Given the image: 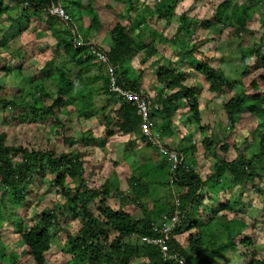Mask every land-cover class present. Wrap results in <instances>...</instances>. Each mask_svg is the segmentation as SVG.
<instances>
[{"label": "trees", "instance_id": "1", "mask_svg": "<svg viewBox=\"0 0 264 264\" xmlns=\"http://www.w3.org/2000/svg\"><path fill=\"white\" fill-rule=\"evenodd\" d=\"M114 1L128 2L129 6L121 11L118 18L110 21V46L105 49L102 46L90 44L79 34L75 25L76 21L88 17L89 31L101 29L104 23L95 7L96 0H7L6 2L0 0V59L11 61V64L3 67V70L7 74H15L18 77L23 74V58L30 48L27 46L13 48L14 40L21 37L23 39L26 33L30 32H51L56 39L54 57L56 59L66 58L75 64L78 70L75 77L82 88L89 87V81L84 79L83 71L96 64L103 66V73L91 80L95 82L102 79L104 81L103 88L110 95L115 96V100L120 103L116 117L106 109L101 112V120L106 123V140L115 135L132 137L137 134L140 135L139 139L144 147L157 150L160 155V150L141 133V119L137 115L136 105L117 97L110 90L111 76L108 67H114L118 84L122 87L134 91L144 88L143 74L130 75V70L125 64L132 61L141 50H148L150 54H155L157 49L143 41V31L139 33L140 40L136 41L135 26H141L146 22L148 16L146 17L145 13L148 11L153 15L156 14L157 19L164 18L165 22L170 24L176 13L179 0H158L159 3L155 2L156 5L153 7L146 0H143L141 4L138 3V0ZM240 4L237 7L238 2L234 3V0H221L212 17L199 20L200 22L195 18L188 19L186 12L180 15L176 34L169 39L179 44V50L173 52L175 60L169 59L173 67L169 63L168 65L162 62L160 64L158 59L152 62L157 66V79L164 86L166 93L162 97L161 92H157L155 100H153V96L147 91L150 102L155 106L152 114L156 122L155 130L159 131L161 135L170 133L171 117L183 105H188L192 119L200 128L199 130L207 129V127L200 126L202 122L198 96L201 91L200 87L185 84L187 71L195 70L203 75L210 84L209 88L213 91L221 92L224 89L233 91L238 87V85L236 86L238 82L231 81L221 66L211 65L209 56L200 58L201 62L196 64L199 44L191 46L192 43H189L191 38L189 37L190 39L185 41L182 34L187 33L192 36L196 24L210 28L217 24L223 15L228 18L229 25L232 24L231 19H233L242 28V31H248L249 12L262 10L261 14L263 15L264 0H244ZM59 6L66 11L68 18L51 11L54 7ZM230 12H232V16H230ZM125 17H127L128 23L124 21ZM153 32L151 31V33ZM263 42L261 39L258 44L241 48L244 74L248 73L246 68L254 65L257 70L264 69ZM93 49L104 52L108 61L100 63L93 53ZM251 58L252 60L255 58L252 64L249 62ZM12 62L15 63L12 65ZM185 63L189 65L187 71L182 69L186 66ZM56 72L55 79L61 75L67 81L66 85H59L55 97L47 93L43 86H40L50 77L49 72L46 73L43 70L36 78L31 77L27 80L34 89L32 93L27 91L29 94H33L31 102H28L24 96L25 83L22 87L19 86L17 93L12 98L2 94L7 87L0 83V116L5 118L8 125L13 122L16 124L33 123L49 119L54 124L61 126L68 140H71L70 137H75L65 133L69 127L72 128L71 130L75 128L74 120L68 118L67 115L74 114L71 107L77 103L76 98L63 95L64 88L67 86L72 88L74 82L66 78V72L61 66ZM259 83L264 84L263 71L255 73L250 84V87L256 90L255 93L249 94L244 90L245 87L241 89L238 87L241 91L234 94L225 103L224 106L233 127L236 125V119L243 113H250L256 120L264 122V90H260ZM78 93L81 94L82 90L79 89ZM92 94L93 91L88 94V98H91ZM43 97H51V103L48 105L39 104ZM80 99L84 100V96L81 95ZM160 101L164 103V109L161 108L162 112L161 109H158ZM74 109L82 115L93 111L94 105L89 104L87 108L80 107L78 109L76 107ZM159 112L164 118L161 124L156 118ZM258 131L252 130L251 139L245 140L246 143L248 142L246 152L235 143L233 144L237 146V153L236 157L230 161L224 157L229 151L228 142L214 143L210 138L205 139L203 143L209 150L214 151L220 161L215 163L213 172L204 178L201 171L191 163L189 152H192L193 148H184L183 146L175 147L180 157V163L175 172L171 171L169 161L163 157L162 162L159 160L150 162L146 165V169L143 170L140 167L134 177L128 178L130 186L138 197L143 196L140 192L143 177H151L155 183H158L163 177V173L169 174L166 186L174 184V187L180 191L181 210L184 218L168 238L170 251L177 253L178 258L168 259L158 246L141 242L140 236L153 235L154 227L163 221L164 216L172 214L174 202L168 201L166 205L159 208L156 215L161 218L159 223L156 218L149 216L147 208L142 204L138 205L142 208L143 215L140 218H135L128 210H125V206L131 202L126 200L120 190V181L115 176L107 178L99 187L90 184L91 182L85 177V162L81 151L76 149L67 153H59L55 149H35L31 144L29 146H9L6 144L7 132L1 128L0 238L1 242H7V245L15 252L1 254L0 264H4L6 259L10 264H25V260H29L26 261L30 262L29 264H48V253L53 246L54 238L60 231L64 232L68 239V245L64 251L72 254L75 260L80 259L81 264H135L133 259L139 255L142 256L139 264H214L215 260L221 261L223 258L226 260L224 264H231L234 263L232 261L234 258L231 259L228 256L229 253L233 252L234 254L239 249L242 250L238 264H264V256H258L259 248L254 232L258 222L255 221L249 225L242 219V222L236 221L238 219L236 212L234 218H229L230 212L234 211L231 198L228 196L219 198L221 191L233 190L236 186L244 187L249 180L261 178L262 174L259 173L261 168L255 161L262 162L264 160V133L261 131L258 133ZM258 136L261 138L259 148L251 151V140H257ZM78 140L79 142L86 141L88 145L95 142V138H87L84 135ZM217 146L223 154L216 151ZM247 151L248 153L251 151L250 154ZM16 155L20 156L19 159H16ZM38 181L42 185L49 183L54 186L64 201L53 202L52 206L43 208L39 214L34 215L30 211L28 196L32 190L37 188ZM169 195L172 200L170 189ZM113 198L121 200L119 209L110 205L109 200ZM24 208H26L24 212H20ZM242 218L244 217L242 216ZM66 220L79 221L80 228L74 230L71 225L69 227L65 224ZM232 224L235 225L231 228ZM212 225H226L229 227L230 233L225 240L221 242L215 240L208 248L205 237ZM248 227L249 229H247ZM53 229L57 230L55 234L52 232ZM192 229H196V232L188 237L190 249L178 250L172 239L175 235L186 233ZM16 252L19 254L18 257L13 254Z\"/></svg>", "mask_w": 264, "mask_h": 264}, {"label": "rangeland", "instance_id": "2", "mask_svg": "<svg viewBox=\"0 0 264 264\" xmlns=\"http://www.w3.org/2000/svg\"><path fill=\"white\" fill-rule=\"evenodd\" d=\"M7 0H5L6 2ZM95 7L98 10L104 25L101 26L99 31L88 30L89 18L83 17L82 20L75 22L79 30V34L86 39L90 44L96 46H102L108 49L110 46V21L115 20L120 16L122 10L127 9L129 3L116 2L114 0H96ZM143 0H138L141 4ZM150 6H155L159 3L158 0H146ZM244 0H234V3L238 2L239 7ZM156 2V3H155ZM221 0H179V4L176 13L170 24H167L164 18L157 19L156 14H151L150 11L145 13L147 19L146 22L142 23L141 26L136 25L134 30V36L136 41H139V33L144 32V40L146 44L154 46L157 49V53L150 54L148 50H141L136 57L127 62L125 65L130 70V75L138 76L143 74V86L153 96V100L157 95V92H161L162 97L166 93L164 86H162L157 79V66L153 65L152 62L160 61L166 65L168 63L171 67L173 64L169 62L175 60L173 52L179 50V44L170 41L177 31L180 23V15L183 12L187 13L188 19L195 18L197 21L208 19L212 17L216 10L217 4ZM151 7V8H152ZM233 7V6H232ZM232 9V8H231ZM155 12V11H154ZM262 10H252L248 14L249 23L247 26L248 31H242V28L231 19V25H229L228 18L223 15L217 24H214L210 28L202 27L201 25H195L193 28L192 36L182 34L183 40L190 39L189 43L191 46L199 44V50L197 52V63L201 62L200 58L209 56L211 58V65L223 68L231 81L238 82L236 86L244 88L249 94L255 93V89L250 87L252 79L255 73L264 72L263 70H257L254 65L253 67L246 68L247 74H244V66L242 64L241 48L258 44L262 39L264 41V14ZM232 16V12L229 13ZM228 15V14H227ZM125 22H129L127 17L124 19ZM199 21V22H200ZM1 22V19H0ZM109 23V24H108ZM225 25V26H224ZM216 26V27H215ZM138 28V29H136ZM151 31H154L151 33ZM84 33V34H83ZM83 34V35H82ZM190 37V38H189ZM81 38V41H83ZM55 45L56 39L51 32H30L26 33V36L22 39H16L12 42L13 48L27 46L30 48L23 58V74L18 77L15 74H7L3 67L11 64V61L0 59V83L7 87L3 90L2 94L12 98L17 93L19 86L22 87L25 83L26 100L31 102L33 100V94H29L27 91L33 92V88L29 80L31 77L36 78L39 76L41 71L49 72L51 75L45 83L40 86L44 87L47 93H50L53 97L56 96L59 85H66V79L61 75L54 78L56 71L61 66L66 72V78L73 80V87L68 86L64 88L63 95L66 97L76 98L75 106L71 107L74 110V114L67 115L68 118L74 120V129L68 128L67 133L72 134L71 140H68L64 131L60 125L54 124L51 120L36 121L33 123L22 122L16 124H7L3 116H0V129L2 128L7 132L6 144L9 146L31 144L35 149L51 150L55 149L57 152H70L72 150H79L83 153L85 162V177L91 182L93 186L99 187L109 177H116L120 181V190L126 197L130 204L125 206V210H128L135 218L142 217V208L138 204L144 205L147 209V213L150 217L156 218L158 223L160 219L157 215L159 208L162 205H166L168 201L174 202L175 194H180V191L174 187V184L169 187L166 186L169 174L160 178L158 183H155L151 177H143L141 180V193L143 196L138 197L134 189L130 186L128 178L134 177L139 172V168L146 169L150 162H156L159 160L162 162L163 157L159 152L154 149H147L144 147L140 135L135 134L132 137L115 135L106 140L105 127L106 123L101 120V112L106 109L110 111L111 115L116 117L117 111L120 108V103L115 100L104 87V81L99 79L92 81L95 76L103 73V66L96 64L89 69L83 71L84 79L89 81L88 88H82L78 84L75 77L78 71L75 64L68 61L66 58L56 59L55 56ZM264 45V42H263ZM264 49V47H263ZM4 52V51H3ZM255 59V58H254ZM252 58L249 62H254ZM15 62H12V65ZM19 63V62H18ZM186 65V63H185ZM175 66V65H174ZM189 65L182 67L185 71L189 70ZM187 75L184 81L188 86H199V102L202 116L201 127H207L205 131L199 130L200 128L194 123L192 114L189 110L188 105H183L176 113L171 117L172 125L170 126V133L163 136V142L166 146L193 148L190 160L191 163L197 167L204 177L213 172L215 163L220 161V158L215 155L214 151L209 150L204 142L205 139L210 138L214 143L216 142H228L229 151L224 156L227 160H233L236 157L237 146L246 152L248 142L246 139L252 136V130H260L264 133V122L256 120L250 113H243L236 119L235 127L232 126L231 120L228 116V112L225 109V103L237 92L241 91L236 87L235 90L229 91L224 89L223 91H213L209 88L210 84L206 81L205 77L195 70L187 71ZM38 79V78H37ZM26 80V81H25ZM260 90H264V84L259 83ZM79 89L82 93L79 94ZM93 91L92 97L88 98V94ZM38 92V91H37ZM40 95V94H39ZM84 96V100L80 99V96ZM36 96L38 94L36 93ZM51 96V97H52ZM43 97L39 104H50L52 98ZM85 101V102H84ZM89 104L94 105L93 111L87 114H79L78 110L74 108L85 107ZM164 109V103L161 101L158 104V109ZM161 109L160 111L162 112ZM159 124L164 121L160 112L156 116ZM260 122V123H259ZM156 123V122H155ZM160 128V126L158 125ZM258 131V133H260ZM87 138H95V142L88 145L86 141L79 142L78 138L81 136ZM261 138L258 136L257 140H251V147L254 151L255 148H259ZM219 146V145H218ZM216 147V151L221 152L219 147ZM213 147V146H212ZM247 153L250 154V152ZM17 156V155H16ZM17 156L16 159H19ZM255 163L261 168V178L249 180L244 187L236 186L233 190H225L219 193V198L228 196L231 198L233 203V212H230L229 218H234L236 212V221L242 222L245 220L249 225L255 221L256 227L254 232L257 238V247L259 248L258 256H264V160L262 162L255 161ZM37 182V190H32V193L28 196L30 211L32 214H39V211L43 208H49L52 203L64 201L57 192L56 188L49 183L43 185ZM172 193V200L169 195ZM110 205L119 209L121 207V200L119 198H113L109 200ZM26 208L20 212H24ZM242 216L244 218H242ZM242 219V220H241ZM70 220V219H69ZM66 220L65 224L74 230L80 228L79 221ZM162 221V220H161ZM234 223V222H233ZM238 224V223H236ZM235 224L231 225V228ZM237 226V225H236ZM249 229V227L247 228ZM56 229L52 232L55 234ZM196 229L186 231V233L175 235L172 239L178 250L182 248H189L188 237L195 233ZM230 233L229 227L226 225H212L208 230V234L205 237V242L209 248L215 240L221 242L226 239ZM0 238V255L3 253H9L12 248L7 245V242H1ZM68 245V239L66 234L60 231L54 238L53 246L48 253V264H81V260H75V257L66 253L64 249ZM13 246V245H12ZM3 247V248H2ZM190 249V248H189ZM241 250L237 252L229 253V257L233 259L234 263L238 264L240 259ZM15 252V251H14ZM18 257V253H13ZM142 256H136L133 261L135 264H139ZM19 260V259H18ZM228 260V259H227ZM20 261H23L20 259ZM29 260H25V264H29ZM220 261V260H219ZM215 260L214 264H224L225 259L223 258L220 262ZM4 264H10L9 260L6 259Z\"/></svg>", "mask_w": 264, "mask_h": 264}, {"label": "built area", "instance_id": "3", "mask_svg": "<svg viewBox=\"0 0 264 264\" xmlns=\"http://www.w3.org/2000/svg\"><path fill=\"white\" fill-rule=\"evenodd\" d=\"M54 13H58L61 16L68 18L66 11L62 7H54L52 10ZM93 53L98 59L105 63L108 61L107 55L98 50H93ZM110 78V90L116 93L122 99L134 103L137 107V115L140 117V129L144 137H146L156 148H158L161 154L169 161L171 171L175 172L180 163V157L176 152L175 147H167L163 142V137L159 131L155 130V121L152 117L155 106L150 102V96L148 92L142 88L139 91L130 90L122 87L118 84V79L114 71L113 66L108 67ZM175 194L174 209L170 216H164L163 221L154 227L153 235H142L140 240L143 243L158 246L163 255L168 259H177V253H171L170 246L168 244V238L174 228L179 225L183 220L184 214L181 210L180 194Z\"/></svg>", "mask_w": 264, "mask_h": 264}, {"label": "clouds", "instance_id": "4", "mask_svg": "<svg viewBox=\"0 0 264 264\" xmlns=\"http://www.w3.org/2000/svg\"><path fill=\"white\" fill-rule=\"evenodd\" d=\"M93 50H95V49H93ZM98 50V49H97ZM98 51H100V50H98ZM98 58V57H97ZM100 63H102L101 61H100ZM145 89V88H144ZM146 90V89H145ZM147 91V90H146ZM114 94H116V93H114ZM116 96L117 97H119L117 94H116ZM119 98H121V97H119ZM122 99V98H121Z\"/></svg>", "mask_w": 264, "mask_h": 264}]
</instances>
